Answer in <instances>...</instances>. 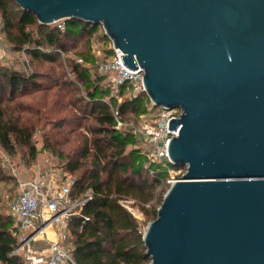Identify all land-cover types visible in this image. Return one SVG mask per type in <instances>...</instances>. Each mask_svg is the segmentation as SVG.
Returning a JSON list of instances; mask_svg holds the SVG:
<instances>
[{
	"label": "water",
	"instance_id": "95a60500",
	"mask_svg": "<svg viewBox=\"0 0 264 264\" xmlns=\"http://www.w3.org/2000/svg\"><path fill=\"white\" fill-rule=\"evenodd\" d=\"M13 1L101 25L152 105L182 109L168 153L186 172L145 227L147 264H264V0Z\"/></svg>",
	"mask_w": 264,
	"mask_h": 264
},
{
	"label": "trees",
	"instance_id": "16d2710c",
	"mask_svg": "<svg viewBox=\"0 0 264 264\" xmlns=\"http://www.w3.org/2000/svg\"><path fill=\"white\" fill-rule=\"evenodd\" d=\"M63 21L65 29L59 30L56 23H40L13 0H0V32L11 50L27 54L33 69L0 64V147L10 155L23 149L27 158H22L34 161L39 152L34 134L40 131L41 149L74 176L71 194H90L68 222L76 264H147L144 231L120 199H133L146 222L155 219L162 201L156 189L167 172L159 162L145 165L139 136L127 126L116 127L110 105H117L126 125L150 99L145 92L129 97L125 82L117 104L98 71L112 52L103 28L72 18ZM98 35L100 59L91 44ZM6 178L0 166V182ZM19 240L16 222L0 212V264H25L20 254L10 255Z\"/></svg>",
	"mask_w": 264,
	"mask_h": 264
},
{
	"label": "built area",
	"instance_id": "2783aa9c",
	"mask_svg": "<svg viewBox=\"0 0 264 264\" xmlns=\"http://www.w3.org/2000/svg\"><path fill=\"white\" fill-rule=\"evenodd\" d=\"M55 23L59 30L65 29L63 19ZM110 45L112 52L98 64V71L106 77L111 96L118 104L122 98L120 88L125 82L130 84L126 92L129 97L145 92L143 69L138 65L135 69L127 67L121 58L124 53L115 48L111 41ZM77 61L80 62L81 59ZM116 106L110 105V108L116 127H122L124 123ZM181 114L180 107L157 108L154 116L145 120L137 130L141 140L150 147V151L146 153L147 160L161 163L169 175V185L186 172V165L173 164L168 153L170 140L177 136L179 128L169 129V122L172 118H179ZM53 177L50 174L21 181L15 197L8 203L7 214L16 222L21 234L19 243L10 255L20 254L25 264H76L70 253L68 222L78 214L90 194L86 192L74 197L70 184L60 185ZM51 225L56 228V239L49 241L46 250H37L32 242L39 236H45L46 228Z\"/></svg>",
	"mask_w": 264,
	"mask_h": 264
},
{
	"label": "rangeland",
	"instance_id": "374dc122",
	"mask_svg": "<svg viewBox=\"0 0 264 264\" xmlns=\"http://www.w3.org/2000/svg\"><path fill=\"white\" fill-rule=\"evenodd\" d=\"M0 64L12 66L18 68L24 72H30L32 69V65L30 66L29 57L24 51H13L6 44L2 33L0 32ZM101 43L102 38L101 35L96 37H92L91 44L93 47V51L95 56L98 59L101 58ZM96 70V68H93ZM33 70V69H32ZM157 108L160 106L154 107L150 102H142L141 109L135 116V120L128 122L126 125L122 127H129L134 133H137V130L140 129L142 123L145 120H148L150 117L154 116ZM140 138V147L141 154L145 157V165L147 166L148 160L146 158V153L150 151V147L146 145ZM34 140L37 150H39L34 161L27 162L25 158H22L24 155L27 158V153L24 152L23 149H18L15 155H10L6 153L0 147V166L6 174L7 178L4 181L0 182V212L7 214L8 211V203L12 198L16 195L19 187V183L24 180H32L37 177H44L50 174H53V178L56 179L58 184H72L74 176L70 173H66L61 165L62 162L58 160L55 156H53L50 152L41 149L42 148V136L41 132H36L34 134ZM157 163V162H155ZM169 175L165 176L159 187L156 189V192L162 194V198L167 191L169 184L167 183V179ZM120 203L140 222V228L144 231L147 223L142 212L139 207L135 204V201L130 198H121ZM150 203L146 205L149 207ZM158 208V207H157ZM69 232V230H68ZM21 237V236H20ZM70 245V243H69Z\"/></svg>",
	"mask_w": 264,
	"mask_h": 264
},
{
	"label": "crops",
	"instance_id": "0c3cea01",
	"mask_svg": "<svg viewBox=\"0 0 264 264\" xmlns=\"http://www.w3.org/2000/svg\"><path fill=\"white\" fill-rule=\"evenodd\" d=\"M55 233H56V228L53 225L48 226V228H46L45 230V236L37 237V239L32 242L33 246L37 250H41V251L46 250L49 246V241L56 239Z\"/></svg>",
	"mask_w": 264,
	"mask_h": 264
}]
</instances>
